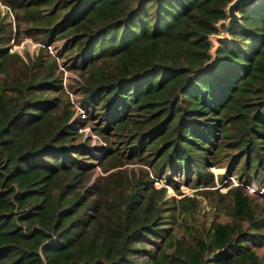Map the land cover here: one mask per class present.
Returning <instances> with one entry per match:
<instances>
[{"label":"trees","instance_id":"1","mask_svg":"<svg viewBox=\"0 0 264 264\" xmlns=\"http://www.w3.org/2000/svg\"><path fill=\"white\" fill-rule=\"evenodd\" d=\"M230 1L0 0V264H264V0L211 56Z\"/></svg>","mask_w":264,"mask_h":264},{"label":"rangeland","instance_id":"2","mask_svg":"<svg viewBox=\"0 0 264 264\" xmlns=\"http://www.w3.org/2000/svg\"><path fill=\"white\" fill-rule=\"evenodd\" d=\"M0 18H3L5 21H12L11 20V14L10 12L8 11V9L4 6H2L0 4ZM37 49V45L36 44H33L30 40H27V39H21L20 43L17 45V46H12L11 45V51H16L17 53H19L20 55H24L25 53H27V55H30L32 53L35 52V50ZM49 54H53V51L52 49L50 48L49 51H48ZM61 70V73H62V85L64 86V95L68 98V100L70 101V103L72 104L73 107H76L77 103L75 102L76 101V97L73 95V92L69 91L67 89V87L69 86L71 89L75 90L76 89V85L78 83V79L65 72V70L63 69H60ZM76 112H75V115H79V116H75V118H82L81 114L79 113V109H75ZM75 128H78V125H75ZM82 133H84L85 137L87 139H91V141H95L96 140V136L95 135H92V132L88 129V127H85L83 130H82ZM98 142L100 143V146L104 145V141L102 140H98ZM99 155V153L97 154ZM98 171V169L96 170V172ZM210 171L212 172V176H217V174H221L223 171L219 170L218 168L214 167V168H210ZM230 181L233 183L234 180L232 178H229ZM167 181H165L164 178H161V179H154V185H160V186H163L167 189V195L168 196H173V197H177V194H176V191L174 189H172L171 187H168L166 186ZM215 187L218 191H220V186L223 182H219V181H215ZM251 188L253 190H255V185L254 184H251ZM177 189L184 193V194H187V195H194V189H191V188H187L183 185H178L177 186ZM260 189V188H259ZM261 190V189H260ZM198 197V196H197Z\"/></svg>","mask_w":264,"mask_h":264},{"label":"water","instance_id":"3","mask_svg":"<svg viewBox=\"0 0 264 264\" xmlns=\"http://www.w3.org/2000/svg\"><path fill=\"white\" fill-rule=\"evenodd\" d=\"M254 0H231L224 9L225 18L214 25L215 34L208 38L211 49L209 54L212 56L216 51L218 44L228 38V34L239 24L237 11L245 5H249Z\"/></svg>","mask_w":264,"mask_h":264}]
</instances>
